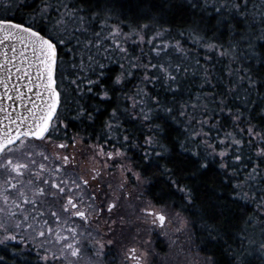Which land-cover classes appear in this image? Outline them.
Segmentation results:
<instances>
[{
    "label": "snow or ice",
    "instance_id": "6c2138e0",
    "mask_svg": "<svg viewBox=\"0 0 264 264\" xmlns=\"http://www.w3.org/2000/svg\"><path fill=\"white\" fill-rule=\"evenodd\" d=\"M25 6L32 8L25 22L0 13V250L17 257L28 250L35 255L28 264H102L113 251L121 264H150L152 232L183 234L198 221L204 251L188 253L192 264H264V7L254 0ZM4 7L19 11L16 0H0ZM177 7L190 10V24L167 19ZM65 63L77 69L71 119ZM188 77L211 91L183 104L174 97V107L153 94L157 85L178 92ZM157 112L180 125L183 140L170 136L171 124L154 123ZM213 165L223 170L228 199L218 190L201 207L194 189ZM152 168L167 185L154 199L144 191L158 183L146 175ZM125 203L134 221L120 214ZM129 223L148 231L118 234Z\"/></svg>",
    "mask_w": 264,
    "mask_h": 264
},
{
    "label": "trees",
    "instance_id": "16d2710c",
    "mask_svg": "<svg viewBox=\"0 0 264 264\" xmlns=\"http://www.w3.org/2000/svg\"><path fill=\"white\" fill-rule=\"evenodd\" d=\"M17 7L19 8V11H17V8L14 7L9 11L7 7L0 8V13H3L6 16H12L17 19L18 22H25L28 20L27 13L32 11V8L26 7L27 4H32V0H16ZM93 3H95V0H93ZM254 3L257 6V10H260L262 7H264V0H254ZM35 5H33L34 7ZM192 14L190 10L186 8H180L177 7L172 15L168 17L167 19H170L174 24L177 26L183 27L185 24H190ZM126 18V17H123ZM214 23V21H213ZM175 35V34H174ZM179 39V37H176ZM191 46V45H189ZM67 53L66 59L71 58V53L68 50H64ZM99 58V57H97ZM112 67V66H110ZM223 65L221 64L217 71H221V68ZM65 75L63 79L62 87L65 89V111L64 115H66L69 119H71L72 115L74 114L73 110L76 107V101L79 100V93L76 92L75 86L72 83V80L75 79L77 69H73L69 66V64L65 63L62 66ZM222 75H225L223 72H221ZM225 79H227V76L225 75ZM135 83V81L133 82ZM201 82L195 78L188 77L185 78L181 84V89L177 92L176 90L169 89L166 85L161 87L160 85H157L154 91V95L158 94L162 99V104H164L167 107H174L173 104V98L175 97L176 103L183 104L189 100L190 97L194 98V94L197 91H211L209 88L200 89L199 84ZM132 85H129V88H131ZM151 91V89H150ZM87 99V97H85ZM252 99H255V96L252 97ZM84 101H81L83 103ZM98 104H101L102 111L103 108L109 107L108 105H103L101 101H95ZM116 105L113 103L111 107H115ZM108 115V112H103V115L100 117L101 120L105 119ZM157 115L160 116V119L154 120V123L161 124L165 128L168 127L169 124L172 126V131H170V136L172 138L179 137L180 140H183V136L180 135V132L182 129L180 128V125L175 124L174 122L168 120L166 121L163 119V116L166 115L161 112H157ZM175 115V112L173 113ZM75 126V125H73ZM97 127H99V123H97ZM228 127H231L229 124ZM164 144H166L170 150L169 154L178 157L180 155V149L176 144L173 143V139L165 138L162 141ZM159 151V149H158ZM133 155L137 156V159H139V153L138 150L136 153H133ZM171 166V165H170ZM217 165H213L212 170H210L205 177L201 178V183L197 185V189H194V194L199 196L200 199L197 200V204L201 207H204L206 204H209L212 199L216 197L217 191L221 193V200L227 201L228 195H227V181L221 180V173L223 170H220L219 172L216 170ZM146 175H154L157 177L158 183H155V186L149 190L148 188H145V192L148 198H155V195L159 193L161 186L167 187L165 184V179L161 176L160 172L156 168H152L150 170V173H146ZM239 207L240 212H251V209H244L242 205L236 206L233 205V208ZM185 215H188L191 219L196 220V216L192 213H185ZM105 217V216H104ZM107 217V216H106ZM242 219V217L240 218ZM239 222V221H238ZM199 228V222H195L191 225L192 230V240L195 243V246L197 247V250L201 251L203 253V248L199 247L201 244V240L203 238V233L198 231ZM120 231L124 232L125 234L129 236H134V233H131L127 231L124 227L119 229ZM118 231V232H120ZM119 234V233H118ZM115 239V237H114ZM13 247H22L17 242H12ZM160 245V244H159ZM119 256V254L115 251L110 252L108 257H115ZM0 257H3L6 264H28L29 261L35 259L34 254H29L28 250H25L23 255L21 257H17L15 253L11 252L10 250H0ZM220 259L224 260V257H220Z\"/></svg>",
    "mask_w": 264,
    "mask_h": 264
},
{
    "label": "rangeland",
    "instance_id": "374dc122",
    "mask_svg": "<svg viewBox=\"0 0 264 264\" xmlns=\"http://www.w3.org/2000/svg\"><path fill=\"white\" fill-rule=\"evenodd\" d=\"M133 183L135 182L133 181ZM120 214L125 216L128 221H134L135 213L132 212L127 203H125L124 209ZM104 219H107V217H102L101 220L97 222L101 228H103ZM123 227L127 229V231L131 233V235L132 233H134V236L137 234V230L139 229L148 231L147 226L140 223H135L134 226L132 223H129L124 225ZM168 232V236L158 235L156 232L151 233V246L154 249V255L152 256L150 264H192L193 256L188 255V253L191 252L194 254L197 251V247L192 240V230H186L185 233L179 234L174 233L170 228L168 229ZM186 236L188 237L187 239L185 238ZM109 238L114 239V237ZM114 260L115 264H121V258L118 256L108 257L102 261V264H113Z\"/></svg>",
    "mask_w": 264,
    "mask_h": 264
}]
</instances>
